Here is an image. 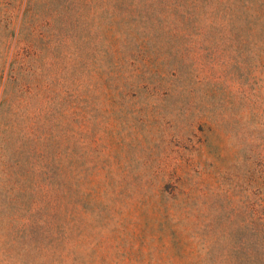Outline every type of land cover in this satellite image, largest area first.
Listing matches in <instances>:
<instances>
[{
    "label": "rangeland",
    "instance_id": "374dc122",
    "mask_svg": "<svg viewBox=\"0 0 264 264\" xmlns=\"http://www.w3.org/2000/svg\"><path fill=\"white\" fill-rule=\"evenodd\" d=\"M0 264H264V0H0Z\"/></svg>",
    "mask_w": 264,
    "mask_h": 264
}]
</instances>
